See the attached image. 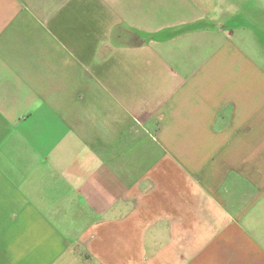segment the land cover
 Here are the masks:
<instances>
[{
  "label": "crops",
  "instance_id": "obj_1",
  "mask_svg": "<svg viewBox=\"0 0 264 264\" xmlns=\"http://www.w3.org/2000/svg\"><path fill=\"white\" fill-rule=\"evenodd\" d=\"M263 3L0 0V264H264Z\"/></svg>",
  "mask_w": 264,
  "mask_h": 264
},
{
  "label": "rangeland",
  "instance_id": "obj_2",
  "mask_svg": "<svg viewBox=\"0 0 264 264\" xmlns=\"http://www.w3.org/2000/svg\"><path fill=\"white\" fill-rule=\"evenodd\" d=\"M254 22L250 23L253 24ZM248 29V28H247ZM252 33L253 36L252 41L254 42V46L252 49L253 55H257V58L264 63V3L262 7V15L259 21L255 24V28L248 29Z\"/></svg>",
  "mask_w": 264,
  "mask_h": 264
}]
</instances>
